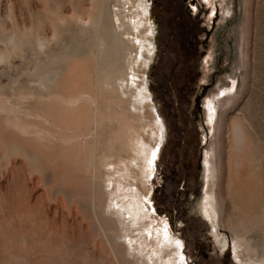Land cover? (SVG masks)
<instances>
[{
	"label": "rangeland",
	"instance_id": "rangeland-1",
	"mask_svg": "<svg viewBox=\"0 0 264 264\" xmlns=\"http://www.w3.org/2000/svg\"><path fill=\"white\" fill-rule=\"evenodd\" d=\"M148 1L154 48L142 82L166 128L151 205L182 242L187 264H236V235L263 257L264 0ZM81 2L0 0V58L5 41L50 34V18L71 16ZM67 46L76 52L79 43ZM63 53L57 46L50 65L34 64L28 50L0 63V264H125L101 206L104 174L85 151L95 147L97 163L113 155L123 124L115 115L129 106L95 90L93 56L76 58L85 72L53 100L32 87L35 67L54 66ZM233 81L230 98L218 97ZM50 101L63 116L54 123ZM96 115L106 117L98 128ZM209 169L227 200L218 229L231 248L223 253L199 210Z\"/></svg>",
	"mask_w": 264,
	"mask_h": 264
},
{
	"label": "bare ground",
	"instance_id": "bare-ground-1",
	"mask_svg": "<svg viewBox=\"0 0 264 264\" xmlns=\"http://www.w3.org/2000/svg\"><path fill=\"white\" fill-rule=\"evenodd\" d=\"M84 1L87 5L81 2L76 8L72 6L71 16H52L47 23L50 34L30 32L5 41L9 51L0 58V63L8 64L11 58L23 57L28 50L34 64L50 65L55 60L53 50L57 46L59 50L63 49L62 57L54 66H47L46 69H37L36 66L32 72L36 80H29L32 87L53 100L54 92L59 91L62 84H68L80 77L79 72L80 75L85 72L84 64L75 62L76 58H95V90L110 93L129 106L128 111L124 109L120 116L115 115V119L120 118L123 124L121 134L111 144L110 154L113 152V155L105 162L102 159L97 163L95 147L85 151L89 164L96 170L97 166L100 167L99 176L104 174L105 196L101 199V206L111 229L115 231L124 263L187 264L182 242L172 234L167 220L159 218L155 206L151 205L156 158L164 143L166 128L155 106L150 103L147 80L142 82L154 48L155 27L150 18L149 1ZM111 1L114 4L112 11ZM74 42L79 46L76 52H71L67 45ZM81 80L83 83L84 79ZM235 88L236 82L233 81L218 97L231 94ZM52 103L47 104V111L54 123L62 115L59 114L60 104L53 106ZM105 119L104 115H96L93 125L98 128L100 121ZM79 134L80 127L75 135L79 137ZM118 146L119 154L116 153ZM124 153H128L130 159H124ZM208 172L209 187L199 210L210 226L214 244L223 253L231 248L230 242L218 229L225 219L227 200L222 185L214 182L212 170ZM232 250L236 264H264V256L259 257L243 237H234Z\"/></svg>",
	"mask_w": 264,
	"mask_h": 264
}]
</instances>
